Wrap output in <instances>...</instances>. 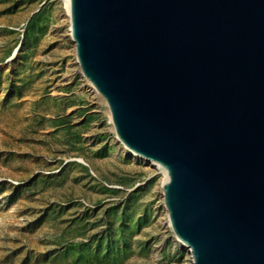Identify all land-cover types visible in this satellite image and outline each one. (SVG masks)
Instances as JSON below:
<instances>
[{
  "label": "water",
  "instance_id": "water-1",
  "mask_svg": "<svg viewBox=\"0 0 264 264\" xmlns=\"http://www.w3.org/2000/svg\"><path fill=\"white\" fill-rule=\"evenodd\" d=\"M84 76L158 163L193 264H264V0H71Z\"/></svg>",
  "mask_w": 264,
  "mask_h": 264
},
{
  "label": "rangeland",
  "instance_id": "rangeland-1",
  "mask_svg": "<svg viewBox=\"0 0 264 264\" xmlns=\"http://www.w3.org/2000/svg\"><path fill=\"white\" fill-rule=\"evenodd\" d=\"M63 10L0 0V264H193L163 224L166 177L122 146Z\"/></svg>",
  "mask_w": 264,
  "mask_h": 264
},
{
  "label": "bare ground",
  "instance_id": "bare-ground-1",
  "mask_svg": "<svg viewBox=\"0 0 264 264\" xmlns=\"http://www.w3.org/2000/svg\"><path fill=\"white\" fill-rule=\"evenodd\" d=\"M64 1V10H63V15L66 17V19L69 21V24L72 26V18H71V0H63ZM71 26H70V28H69V34H70V37L74 40V38H73V33H72V28H71ZM74 42H75V40H74ZM87 81L89 82V84L90 85H92L93 86V88H94V90H95V92H96V94H98L99 96H101V98L103 99V97H102V95H101V93L98 91V89L95 87V85L94 84H92L88 79H87ZM15 100L14 101H10L9 102V104L10 105H18V104H21L22 103V101H19V100H17V98H14ZM11 103H13V104H11ZM10 105H8V106H10ZM2 106V103L0 102V107ZM35 106H32L31 108L33 109ZM110 119H111V121L113 120L112 119V114H111V111H110ZM112 129L116 132V129H115V127L114 126H112ZM122 146L125 148V149H128V147L126 148L125 146H124V144H122ZM132 154H133V156H135L134 158L136 159V158H138L139 157V155L136 153V152H132ZM80 162H84V160L82 159V158H80V159H78ZM149 163L150 164H152V165H155L163 174H164V176H165V173H164V171H163V169L159 166V164L158 163H155L154 161H149ZM166 177V176H165ZM165 189H166V186H165V181H164V184H163V192H162V194H161V197H162V203H163V206H164V217H162V219L164 220L163 221V224H168V223H170V217H169V213H168V210H167V207H166V204H165ZM181 241V240H180ZM182 242V241H181ZM189 249V248H188ZM189 251H190V249H189ZM190 253L192 254V252L190 251Z\"/></svg>",
  "mask_w": 264,
  "mask_h": 264
}]
</instances>
